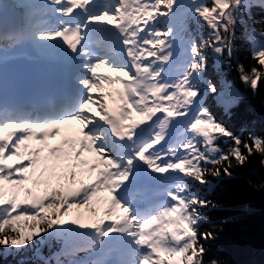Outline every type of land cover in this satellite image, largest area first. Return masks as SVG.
<instances>
[{"label": "trees", "instance_id": "1", "mask_svg": "<svg viewBox=\"0 0 264 264\" xmlns=\"http://www.w3.org/2000/svg\"><path fill=\"white\" fill-rule=\"evenodd\" d=\"M210 10L206 3L197 12ZM188 18L190 79L205 84L201 123L210 128L190 144L189 173L203 187L186 189L198 220L186 222L172 264H264V0H232L228 25ZM19 219L0 217V264H96V243L70 246L64 223L53 234L38 216L37 239L18 228Z\"/></svg>", "mask_w": 264, "mask_h": 264}, {"label": "rangeland", "instance_id": "2", "mask_svg": "<svg viewBox=\"0 0 264 264\" xmlns=\"http://www.w3.org/2000/svg\"><path fill=\"white\" fill-rule=\"evenodd\" d=\"M140 1L142 2V0ZM227 1L228 0H219V2H221L223 5L227 3ZM193 2L194 1H190L189 4ZM171 10L173 11V9L169 8L166 3H163V0H143L142 9L140 12L143 14V20L149 27V40L145 44V47L140 54L141 62L139 61L137 64V69L143 70V73L151 74L152 76L151 84L145 89L143 94V102H141V104H143L144 101L151 102L157 87L155 81L159 75V71L158 69L154 68L156 60L155 62H152V60L149 58L150 47L155 46V44L159 42L158 35L162 34V36L165 37V40L161 43H166L170 37H174L175 40L180 43H184L188 47L183 54L185 60L176 69V71L181 74L182 87L181 100L179 101L180 104L177 105V112L179 113L182 122L176 128L177 133L181 132V134L177 137V141H180V145L176 151L177 153H170L168 159H163V161L160 163L168 164V169L165 173V176L168 177L169 180L165 183L155 182L151 186V188L154 189V185L157 184L164 189L175 184L173 186L174 194L170 192H164V197L168 198L170 201L169 204L161 205L156 211L152 212V215L140 228H138L139 232L137 234L130 232V229L119 228L120 220L122 223L121 213L117 205H114L109 197V191L112 186L111 182H116L120 179L123 180V177H131V175H129L124 168L121 170H116L112 161H104L101 160L99 156H97V169L92 172L91 179L89 180L92 190L86 192L83 196L76 197L77 195L75 196L74 194H71L66 198L63 196L62 189L65 187V183L69 177L70 164L66 165L65 171H62L61 167H58L52 173H49L45 167L38 164L35 174L36 180L33 183L31 182L34 187L29 190V184L26 182L25 188L21 189L19 186L22 197L18 198L17 200H13L14 193L12 194L11 200L9 195H2L0 197V213H10L12 211L20 213L24 218L20 220L19 226L30 233L36 227L34 213L41 212L44 214V216H46L47 219H49L52 215L57 216L60 213L66 211V209L71 204H73L69 214L72 219L70 221L72 222L73 220H77L79 221L80 225L77 224L76 227H71L67 230L69 243L72 246H79L86 240L87 236H89L88 234L90 224L96 215L102 217L105 222H107V219L109 220V234L106 237L101 238L98 246V259L102 262V264H109L112 253L105 251V249L108 248V250H110L113 248V246H115L117 250V264H160V262L163 263L166 253L170 257H172V255L174 256V251L181 242L179 232L185 219L183 210V197H178L180 190L184 187L178 179L179 176L177 175L180 173V175L183 176V170L186 165L185 156L188 151L187 138L190 134H192L194 125L198 124V115L200 111L198 109V105L200 102L194 99L191 85L187 80L189 62L191 59V45L181 35L180 31L177 30L176 26H168V20L171 17ZM181 10L175 11L180 12ZM150 12L155 14L152 20L150 18L147 19V14L149 15ZM158 60L159 57H157V61ZM107 67L111 70L107 71V82L111 83L113 67L112 65ZM170 96L171 93L167 94L166 100H168ZM163 106L165 108L168 107L166 103ZM83 109L84 104L80 106V110L82 111ZM97 115L98 113L94 115L92 121L88 123L89 126H93V120ZM164 125H168V122H165ZM55 126H57V124ZM170 144L171 142L165 144L163 146L164 149H169L167 146ZM45 150L46 145L44 146V151ZM70 150L69 155L71 156ZM105 156L106 154H104V157ZM105 162H107V167L110 171L108 176H105L102 173ZM118 162L123 164L120 160H118ZM123 167L125 166L123 165ZM75 168H79L83 174L81 176V182H77L76 186L84 189L86 187L85 183H87L86 175L88 174L85 160H82L80 163H78ZM78 173L79 172L76 171V174ZM101 175L105 177L106 182L103 184L102 192L97 193V184L95 180L97 179V176ZM12 180L13 179H11L10 175L4 174L0 169V184L4 182L8 183ZM38 183H40V185H36ZM54 187L58 189V191H54ZM32 194L36 195V199L33 201L32 205H29L28 203ZM51 196L53 197L50 201ZM54 199H60L61 201H58L54 204ZM26 200L27 202L24 203ZM167 213L170 216L169 220ZM129 218L130 217H126L125 220H128ZM193 220L194 217H191L192 222ZM52 227L53 231L55 232L56 228L54 223L52 224ZM161 234H163L164 237L170 241L171 245L169 248H166L164 244L159 241V236ZM145 242L149 244V249L146 251L144 250L143 246ZM103 257L106 258L105 262L102 260Z\"/></svg>", "mask_w": 264, "mask_h": 264}, {"label": "bare ground", "instance_id": "3", "mask_svg": "<svg viewBox=\"0 0 264 264\" xmlns=\"http://www.w3.org/2000/svg\"><path fill=\"white\" fill-rule=\"evenodd\" d=\"M45 12L46 11L42 8L41 4L37 3V0H0V15L6 14L12 18V24L3 30H0V58L11 56L7 49L12 46V44H19L23 39V24L33 20L40 24V27L46 24L44 19ZM103 15V18L107 16L106 14ZM152 16H155L153 12L150 14V17ZM101 22L102 19L93 17L88 20L86 31L89 27L97 29ZM88 34L91 33L88 32ZM36 36L39 38L49 37L50 35L46 32H40ZM163 40L164 37H162V34H159L158 41L162 42ZM167 42V44L176 43V40H169ZM167 44L164 43L160 46L158 43L156 46L151 47L150 59L152 62H155L156 56L163 55L162 49ZM180 46H183V44H180ZM41 48L46 49L45 46ZM170 53L171 52L167 51L165 52V55H170ZM106 60L108 59H103L101 55L98 59L99 66L91 71L92 80L94 82L93 86H88L86 89L80 91V100H82L86 107L84 112H81L76 108L68 117H62L59 113L55 112L48 115V118L52 119V123L44 125V127L35 132L37 140L42 142H57V151L52 154H41V160L50 171L55 168V164L64 165L66 162H70L72 167L75 166V160L68 157V150L72 146H79L75 134H78L79 136L84 135L85 139L90 142L93 147L90 155L81 153V159H86L87 163L90 162L91 164L96 162L97 154H99V151H97L96 148L100 145L103 146L104 144L102 145L97 140L91 138V133H93L95 129L93 127H88L87 121L93 119L94 115L98 112V106L104 99L102 98L104 97L102 88L108 79L107 72L104 71L103 66L104 64H107L105 63ZM155 67L160 71L158 77L164 80L161 85L166 84L165 91L168 86H171L174 87V91L172 92L174 94L171 99L166 102L168 103L166 109L156 102L155 95V101L150 102L148 106L139 108L138 104L140 101H138L130 106L132 110H127L123 114L125 129H128L133 137L131 146L126 150L127 152L131 151L133 166L128 169V172H130L133 177L125 181L120 180L113 183L114 188L110 190L113 203L118 206L122 213L123 223L121 227L130 229L133 234H137L139 232L138 228H140L152 215L148 216V206L160 203L156 205L158 207L162 204L168 203V199L164 198L162 195L164 191H153L150 188V185L155 181L165 183L169 180L168 177L165 176L168 164L160 163L163 159H168L170 153H177V145H179L177 137L181 134V132H176V128L182 122L176 107L177 103L181 100L182 94V87L179 84L180 73L164 69V67L158 63L155 64ZM150 82V78L142 77L141 80L138 81L127 80L126 86L127 88H135L140 94H142ZM167 91L165 93H167ZM155 110L161 111L157 114ZM32 118L38 119V117ZM55 121H58V124L64 123V129L59 130L55 128ZM165 122H168V125H164ZM23 132L24 131H22L21 134ZM4 136H9L7 131H4L2 137ZM59 136H66L68 138L67 143L63 144L62 141H58ZM168 142H171V144L167 146L169 149H164L163 145ZM27 143L28 140H23L19 147L23 152L27 150ZM3 151L4 149L2 148V152ZM40 151L42 152V146L39 147V153ZM2 152L0 154H2ZM108 155L110 156L109 159L114 162L116 169H122L121 165L117 162V158L111 153H108ZM120 155L122 158L123 151H120ZM1 163L2 160L0 157V164ZM3 170L6 174H9L6 169ZM102 173L104 175L108 174V168L106 166L103 168ZM97 180L99 186L102 187L104 182L103 175L99 176ZM137 188L142 189V191H145L147 194L143 192L139 193ZM62 190L64 197H67L70 194H83V191L76 187L75 178L72 175ZM87 190H91V187L89 186ZM168 191L174 192L173 189H169ZM153 196H158L157 202L152 199ZM33 198H35V196H33ZM126 217L130 218L125 220ZM143 246L146 251L148 246H145L144 244ZM105 251H107V249H105ZM111 251L112 255L109 264H116L117 250L112 248Z\"/></svg>", "mask_w": 264, "mask_h": 264}, {"label": "snow or ice", "instance_id": "4", "mask_svg": "<svg viewBox=\"0 0 264 264\" xmlns=\"http://www.w3.org/2000/svg\"><path fill=\"white\" fill-rule=\"evenodd\" d=\"M203 252H204V250H203V249H201V255H203ZM204 264H206V262H204Z\"/></svg>", "mask_w": 264, "mask_h": 264}]
</instances>
